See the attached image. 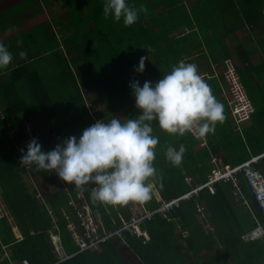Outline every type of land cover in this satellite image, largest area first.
I'll return each mask as SVG.
<instances>
[{"label":"trees","instance_id":"obj_1","mask_svg":"<svg viewBox=\"0 0 264 264\" xmlns=\"http://www.w3.org/2000/svg\"><path fill=\"white\" fill-rule=\"evenodd\" d=\"M201 1L208 5V9L203 10V13L211 15L216 7L215 1ZM63 2L62 6L67 9V17L70 18L68 23L55 22L50 19L49 14L41 13L13 31L7 25L15 15L28 11V6L24 11L13 13L14 7L0 5V42L8 46L14 57L10 67L4 72L11 74L12 86L11 88L6 86L7 80H4L6 85H2L3 82L0 80V96L4 93L8 99L13 95V102L21 101L20 111L5 117L7 120L0 124V198L10 212L11 218L23 231V240L18 241L10 220L0 219V264H14L11 259L19 264L24 259H28L31 264H58L60 259L53 252L49 235L54 226L53 220L60 230L64 252L70 258L61 264H134L115 243L119 237L124 240L139 264H264V240L245 242L242 239L244 235L252 232L257 224L242 201L235 203L233 195L236 189L231 181L218 183L214 195L204 190L198 200L181 202L168 218L156 215L153 219L146 220L142 228L147 230L151 238L148 242L142 237L122 232L119 237L76 255L77 246L66 229L67 221L62 217L61 209L49 211L42 201L32 194V185L22 176L26 168L19 164L20 150L13 152L4 147L6 136L1 127L6 129V126L10 127L13 122L12 127L17 128L18 132L22 129L19 125H25L26 129L31 120L30 116L33 115L32 110L38 108L42 114L39 123L49 134L46 136L54 146L70 136L79 137L82 130L66 133L64 130L69 129L64 128L60 131L55 124L58 110L63 114L67 110L69 113L73 110L74 119L79 121L73 125L83 130L86 126L83 123L86 110L82 103L84 99L82 92L76 95L75 105L58 104L64 101L67 89V85H60L64 81L63 78L69 76L65 73L61 76L58 74V71L61 73L63 69H68L70 76L78 78L76 85L82 89L98 82L103 85V95L111 101V106L98 113L97 121L104 119L108 122L113 118L123 120L139 115L129 87L130 82L139 80L141 86L145 81L156 82L177 65L170 59L173 58L171 52L177 53L175 47L171 50L166 46L160 48L157 46V37L146 36V31L154 28L160 39L164 40L163 31H157L156 26L164 27L167 22H162L164 15L157 17L153 15L155 4L156 8L159 4L166 3L170 9H175L184 1L129 0V4L135 8L143 5L148 9L146 14H140L138 22L131 27H125L123 21L117 23L110 18L105 19L103 0ZM50 4L55 6L54 1ZM48 10L50 8H47V12ZM148 38L150 39L147 40ZM20 52L26 55L21 58ZM141 58H145V71L142 74L134 71V67L139 66ZM83 67H86L87 73L82 71ZM0 77L4 75L0 74ZM241 82L247 91L246 82L242 79ZM16 97L18 99L14 100ZM124 102L126 104L122 106ZM9 111L12 112L11 108ZM152 127L153 135L161 136L162 130L155 122ZM47 128L56 131L52 132ZM186 134L192 140L187 146L197 144L190 133ZM21 148L26 149V146ZM203 160L206 161V155L203 153L195 157V162L204 163ZM165 165L168 169L159 172V159L155 158L157 174L154 183L163 201L169 202L185 195L190 189L185 184L183 170L168 161ZM237 179L241 193L247 203L252 205L254 197L252 190L248 188L242 176H238ZM94 186L85 185L76 190L85 194L91 208L99 211L108 230L115 233L123 224V220L117 216V209L124 215V221H129L127 207H113L93 202L91 191ZM57 204H61V201H53V205ZM198 205L204 209V217L197 210ZM158 206L155 198L145 204L149 211L157 210ZM176 218L180 220L178 227L174 221ZM258 219L264 224L263 216H259ZM31 229L39 234L31 235ZM178 229L188 231L189 237L182 239ZM5 253H8L11 259L4 256ZM204 255H207L206 259H203Z\"/></svg>","mask_w":264,"mask_h":264},{"label":"crops","instance_id":"obj_2","mask_svg":"<svg viewBox=\"0 0 264 264\" xmlns=\"http://www.w3.org/2000/svg\"><path fill=\"white\" fill-rule=\"evenodd\" d=\"M53 1L54 3L56 2L55 0L51 2L53 3ZM182 1L184 2L179 4L175 9H170L166 3L159 4L157 8L155 4L153 15L155 17L164 15L162 22H167L164 27H161V25L156 26L157 31H163L164 40L162 38L160 39L154 28H149L146 31V36L157 37V46L160 48L166 46L171 50L172 47H175L177 53L171 52L174 59H170L175 61L176 64L180 61H184L197 65L199 74L201 77H204V81L210 86L215 98L223 105L224 119L216 123L214 131L208 133V145L206 149H202L198 142L194 146H187L188 143L192 141L187 134H185L184 137L178 134H173L174 136H172L162 130V132H160L161 136H157L159 143L155 149V157L159 159L160 163L159 172H164L168 169L165 165L167 161L165 156L167 148L173 147L178 150L179 147L183 145L186 151L179 168L188 173H193L190 179H192L195 185L204 183L207 175L212 170H232L251 160H254V163L257 164L254 169L264 174V0H214L216 7L213 13L208 16L203 13V10L208 9V5L205 4V2L201 0ZM0 5L6 7L16 6L15 3H11V0H2ZM49 5L51 7L50 14L54 16V21H60L61 17L56 12L61 10V5ZM24 13L25 12H22L20 15H15L12 21H10L14 22L20 20L16 26L7 25L10 26L8 28H10L11 31L22 24L23 21L21 19L25 18L30 12ZM61 22L68 23V19L66 18ZM149 39L150 38L147 40ZM227 61L234 64L242 81L244 80L247 84L245 87L248 88V96L255 109L250 120L239 122L231 108L230 89L225 79ZM85 68L86 67H83L82 71L87 73L88 70ZM62 73L69 76L64 77V81H62L60 85H67V89L65 91L64 101L58 102V104L62 106H69L70 104L75 105L77 102L75 99L76 95L82 92L84 95L82 103L85 105L86 110L83 115V123L87 128L97 121L99 112L105 111L111 106V101L103 95L104 87L100 82L82 89L79 85H76L78 78L70 76L68 69H63L61 73L58 71L60 76ZM0 74L4 75V77H0V80L3 82L2 85H6L7 83V87L12 86L11 74L4 72ZM4 80L8 82L5 83ZM1 94L3 95L0 96V124L7 120L5 117L10 116L13 112L20 111L19 106L21 105V101L19 100L15 102L12 101L13 95L6 99V95L4 93ZM16 99L18 98H14V100ZM126 102L121 105L125 106ZM116 106H118V103ZM10 108L12 112L9 111ZM32 112L33 115L31 114L30 116L31 120H28V123L31 124L29 129L35 132L32 135L25 132V125H19L22 127L20 132H18L17 128L13 129V122L10 127L6 126V129L1 127L6 136V141L3 144L7 150H13V152L19 151L21 147L27 146V140L33 138L39 139L45 151L55 147L54 143L47 138L46 134L48 133L44 131L43 126L39 123L41 121L40 116L42 115L41 110L37 108L32 110ZM74 114L75 112L73 110L70 113L69 110H67L64 114L62 111L58 110L57 116L55 117V124L58 130L61 131L67 128L69 131L64 130L66 133L72 131L74 129L73 123L79 122L74 119ZM47 130L50 129L47 128ZM50 131L55 132L56 130L51 129ZM30 141L31 140H29V142ZM262 151L263 153L260 154ZM200 153L206 155V161L203 160L204 163L202 161L195 162L192 157H196ZM207 161L209 162L207 163ZM259 165L263 167L259 168ZM22 176L28 184L32 185V194L41 200L49 211L53 212L56 208L61 209L60 213L62 217L67 221L66 229L73 239L69 226L73 224L70 223L71 219L73 218L75 220V210L70 205L72 201H76L75 193L78 190L75 189V186L67 185L65 182L61 181L55 172L50 174L44 171L26 169V171L22 173ZM244 180L247 183L245 178ZM246 185H248V183ZM186 186L188 185L186 184ZM248 188H250L249 185ZM233 196L235 203L242 201L245 205L247 202L243 194L241 199L236 197L237 192L234 193ZM60 198L62 199L61 204L53 205V201L58 202ZM0 204L6 208L1 198ZM126 207L130 215L132 211L134 217L133 209L129 204ZM117 211L118 218L124 220L125 217L120 213V209H117ZM96 212L99 217V225H101L105 231H109L101 214L98 211ZM11 219L14 223L16 222L13 218ZM52 225L54 226H52V230L49 233L50 241L55 256L59 258L54 251V245L56 243L54 238L59 237V242L62 246V237L60 236V230L54 220ZM78 226L79 229L85 230V227L82 226L81 223L78 224ZM115 226H118V224H115ZM142 226L143 222L139 224V227L143 232H146L147 230L143 229ZM12 227L17 238L22 237L23 240V231L20 229L19 225L16 223V226ZM17 229L19 233H17ZM30 234L36 236L39 232L31 229ZM116 240H120L126 246L124 240L119 238ZM119 250L123 253L120 248ZM127 251L132 255L133 263L139 264V261L129 250L128 246H126V252ZM76 255H79L78 252ZM124 255L127 257L126 254ZM62 262L65 261L60 259L58 264ZM16 264L19 263L17 262Z\"/></svg>","mask_w":264,"mask_h":264},{"label":"clouds","instance_id":"obj_3","mask_svg":"<svg viewBox=\"0 0 264 264\" xmlns=\"http://www.w3.org/2000/svg\"><path fill=\"white\" fill-rule=\"evenodd\" d=\"M63 3V0H60L61 6ZM61 6L62 10L64 7ZM147 11L148 9L143 5L140 8L133 7L129 4V0H103L104 18H110L117 23L123 21L125 27H131L137 23L140 14H146ZM25 55L26 53L20 52L21 58ZM13 59V54L8 46L0 42V73L5 72L10 67ZM134 71L140 74L145 71V58H141L139 66L134 67ZM129 87L135 98V106L139 110V115L123 120L113 118L108 122H105L104 119L98 120L84 129L79 137L70 136L47 151L43 149V145L38 138H33L27 144L26 149H20V166L50 174L55 172L61 181L67 185H74L75 189L85 185H95L91 191L93 202L113 207H123L131 203L134 217L131 211L130 220H123L120 229L124 228V222L130 223L133 218H141L145 213H154V215L145 219L143 223L146 220L153 219L156 215L168 218V215L172 213L175 207H179L181 202L198 200L200 193L204 190H208L214 195L218 183L231 181L235 187V182L231 179L217 182L213 186L206 185L209 181V175L214 170L208 175L207 181L200 185H195L192 179L186 178L185 182L191 187L190 191L169 202L163 201L162 195L155 188L156 185L154 186V178L157 174V169L154 166L155 149L159 139L153 135V122L169 134L183 136L191 132L196 138L202 139L209 132L215 130L217 122L224 119L223 105L215 98L210 86L199 74L196 64L180 61L173 66L169 73L163 75L162 79L156 82L145 81L142 86L139 80H133L130 82ZM30 126L29 123L27 128ZM196 141L202 149H206L208 137L205 142ZM185 151L183 145L178 150L169 147L165 156L173 166L179 167L182 164ZM256 165L253 162L251 167L256 168ZM238 176L245 178L242 173H239L235 178L237 179ZM236 185L238 187V179ZM235 189L237 192L236 187ZM250 189L254 195L253 189L251 187ZM195 190H198V192L193 193ZM75 196V205L78 211L85 212L83 207H88L92 213L91 215L97 213L98 210L91 208L83 192H76ZM237 197L242 198L241 191L240 194L237 192ZM153 198L156 199L159 206L157 210L149 211L145 208L144 203ZM245 205L257 227L262 226L264 229V224L259 221V215L254 207L247 202ZM0 208L4 214L3 218L10 220L11 216L8 210L1 205ZM197 210L204 217V209L198 205ZM261 216L264 217L263 214ZM174 221L178 227L180 220L176 218ZM106 232L111 233L110 231ZM178 232L181 234L182 239L189 237L188 231L178 229ZM146 233L148 239L145 236L140 237L148 242L151 238L147 231ZM17 239L22 241V237ZM260 239L264 240V237L251 241L243 239V241L253 242ZM4 256H6V253ZM9 257L11 259L10 255Z\"/></svg>","mask_w":264,"mask_h":264},{"label":"built area","instance_id":"obj_4","mask_svg":"<svg viewBox=\"0 0 264 264\" xmlns=\"http://www.w3.org/2000/svg\"><path fill=\"white\" fill-rule=\"evenodd\" d=\"M204 79V77H202ZM225 79L228 83L229 89H230V105L233 110V113L235 114L237 120L239 122L250 120L251 116L254 114L255 109L253 106L252 101L250 100L247 91L245 90L240 76L234 66V64L230 61L226 62V72H225ZM191 136L198 141H206L208 135L202 139L196 138V136L191 133ZM254 162L251 161L249 163H246L244 165L238 166L232 170L223 171L220 169L214 170L211 175L208 177V183L206 185L213 186L217 182L224 181V180H233L235 182V187L237 188V192L240 194V190L238 189L236 182L237 179L235 178L239 173L244 174V177L248 181L250 187L254 191L255 198L262 210V214L264 215V175L259 171L251 167V164ZM198 190H195L193 193H197ZM70 205L74 207V209H77V206L75 205V202H71ZM82 212L78 211L80 217L82 220H85V223H81L82 226L86 228V223L92 222V213L88 207H83ZM154 215V213H145L141 218H133L130 223H125V226L123 229H120L118 232L115 233H106V235L102 238H99L97 235H94V231L91 228V223L87 224V228L85 230L79 229L78 224H71L69 226L70 232L72 233L73 239L79 249L78 253H84L88 250L97 248L101 243L113 238L116 235H121L122 232L128 231L132 235L137 236H145L148 239L147 233L141 231L139 224L142 223L145 219L151 218ZM4 216L3 211L0 208V219H2ZM187 236V234H186ZM264 237V229L262 226H258L257 229L252 232L251 234L243 236V239L246 241L255 240L258 238ZM54 241L56 242L55 252L58 255V257L62 261H66L69 259V257L66 256L60 242L59 237L54 238ZM6 256H9L8 253H6ZM21 264H30L28 260H23Z\"/></svg>","mask_w":264,"mask_h":264},{"label":"rangeland","instance_id":"obj_5","mask_svg":"<svg viewBox=\"0 0 264 264\" xmlns=\"http://www.w3.org/2000/svg\"><path fill=\"white\" fill-rule=\"evenodd\" d=\"M13 3H15L16 4V6L13 8L14 9V11H13V13H17V12H21V11H24L25 10V8H26V6H28V11H26L25 13H27V12H30L29 14H27V16L25 17V18H22L21 20L23 21L22 22V24H20V27L21 26H23L24 24H26L27 23V21L28 20H30V19H32V18H34L36 15H39V14H41V13H46V14H50V10H48V12L46 11L47 10V8H51L50 7V2L52 1V0H11ZM56 2V4H55V6H60V4H59V2H60V0H55ZM39 2V3H38ZM38 3V4H37ZM263 6H264V4H263ZM47 7V8H46ZM22 8H24L23 10H22ZM263 10H264V8H263ZM24 13V14H25ZM61 18H60V21H64L66 18L68 19V21L70 20V18L69 17H67L68 16V13H67V9H62V10H60V11H58V12H56ZM51 15V14H50ZM49 15V17H50V19H53L54 20V16L53 15H51L50 16ZM19 21L20 20H18V21H14V22H10V25H12V26H16L18 23H19ZM19 29V28H18ZM0 111H1V109H0ZM0 118H1V116H0ZM73 130H76V131H81L82 130V132H83V129H77L76 128V125L74 126L73 125ZM85 129H86V126H85ZM25 132L26 133H28L29 135L31 134H34L35 132H34V130H31V129H29V128H26L25 129ZM65 134V133H64ZM29 140H32V139H29ZM29 140H27V142L29 143ZM194 159V161H195V157L193 158ZM211 172H209V174H210ZM192 174L193 173H188V172H186L185 170H183V175L185 176V179L187 178V177H189V178H191L192 177ZM208 174V175H209ZM208 175H207V177H208ZM206 181H207V178H206ZM205 182V181H204ZM187 187H189V186H187ZM189 189H191V187H189ZM238 198V197H237ZM238 199H240V198H238ZM62 199H60V201H61ZM144 204H146V202L144 203ZM129 206L130 207H132V204L130 203L129 204ZM75 210V214H74V218H75V220L72 218L71 219V221H70V223H73V224H80L81 222H82V224L83 223H85V220H82V218L80 217V215H79V213H78V210H76V209H74ZM247 210V209H246ZM9 212V211H8ZM248 212V211H247ZM10 213V212H9ZM98 215H97V213L96 214H93L92 215V219H93V221L92 222H89V223H86V228H87V224H90L91 223V228L93 229V231H94V235H97L99 238H101L102 236H104L107 232L102 228V226L101 225H99V220H98ZM80 219V220H79ZM101 220V219H100ZM101 221H103V220H101ZM11 223L13 224V226H16V222L14 223V221L11 219ZM17 233H19V231H18V229H17ZM74 240V239H73ZM115 243L118 245V247L123 251V253L124 254H126L127 255V257L133 262V259H132V255L127 251L126 252V246L120 241V240H116L115 241ZM79 251V249H78V247H77V252ZM206 257H207V255H204L203 256V259H206ZM13 260V259H12ZM13 262H14V264H16L17 262L16 261H14L13 260Z\"/></svg>","mask_w":264,"mask_h":264},{"label":"water","instance_id":"obj_6","mask_svg":"<svg viewBox=\"0 0 264 264\" xmlns=\"http://www.w3.org/2000/svg\"><path fill=\"white\" fill-rule=\"evenodd\" d=\"M252 201H253V207H254L255 211L257 212V214H258L259 216H261V215H262V211H261V209H260V207H259V204L257 203V201H256L255 198H253Z\"/></svg>","mask_w":264,"mask_h":264},{"label":"bare ground","instance_id":"obj_7","mask_svg":"<svg viewBox=\"0 0 264 264\" xmlns=\"http://www.w3.org/2000/svg\"><path fill=\"white\" fill-rule=\"evenodd\" d=\"M153 200V199H152ZM148 209V208H147Z\"/></svg>","mask_w":264,"mask_h":264}]
</instances>
